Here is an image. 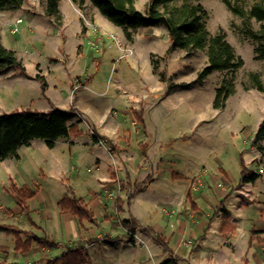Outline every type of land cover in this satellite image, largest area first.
Returning <instances> with one entry per match:
<instances>
[{
    "label": "rangeland",
    "instance_id": "rangeland-1",
    "mask_svg": "<svg viewBox=\"0 0 264 264\" xmlns=\"http://www.w3.org/2000/svg\"><path fill=\"white\" fill-rule=\"evenodd\" d=\"M230 1L235 3V0ZM255 1L240 0L238 4L248 9ZM61 2L63 9L69 8L65 13L72 21H65L58 8L56 13L46 15L45 0H24L19 8L0 10V41L7 48L10 43L12 47L8 49L15 52L25 68V73L15 67L0 71V113L28 107L43 110L53 98L58 103L53 107L73 110L68 124L77 123L85 136H90L89 131L99 135L88 115L76 107L77 101L81 96L94 104L107 101L115 111V117L109 120L111 126L112 121H117L115 141L112 143L99 135L109 150L92 140L95 146L88 147L90 153L102 156L106 162H179L163 163L178 171L185 170L187 162H193L196 174L212 179L213 175H222L215 162H223L232 185L241 175L239 162H243L248 176L253 172L262 176L256 184L257 202L261 206L264 202V139L253 144V137L264 116V93L253 87L250 74L257 73L264 84V60L254 58L256 43L241 33L242 19L222 0L193 1L206 12L207 30L211 33L223 31L244 61L233 73L216 70L198 81L197 74L207 59L205 50H196L184 57V52L173 46L161 23L140 25L130 30L131 38L127 39L121 27L115 28L105 21L106 18L100 19L98 9L89 0ZM148 3L149 0H136L135 7L144 12ZM18 18L21 21L16 23ZM251 22L253 28H259V22ZM13 26L17 31H13ZM77 27L80 32L76 35L74 28ZM20 34L22 38L16 44L13 40L10 42L11 36L16 39ZM96 36L99 37L96 44L91 45L88 41H94ZM133 38L136 50L132 46ZM117 41L132 52L123 54ZM160 75H163L162 80ZM230 78L234 82V93L228 97L224 108L214 109L215 89L224 79ZM42 82L45 87L41 86ZM86 82L88 86L84 87ZM139 110L147 118L148 132L134 116L133 112ZM58 140L55 148H48L44 140L33 139L29 145L20 146L14 156L0 161V224L14 226L22 240L28 236L23 226L26 219L19 216L22 212L11 196L7 200L12 182L31 186L40 180L39 169L44 166L48 169L47 184L52 183V189H64L67 193L72 186L76 194H81L105 171L94 168L89 172L87 169L94 167L93 160L78 159L76 155L87 151L83 141L76 144L70 137ZM144 144L147 146L143 147ZM72 146L74 150L71 151ZM145 151L148 155L144 158L141 152ZM165 154L170 156L168 160L161 159ZM49 162H66V166L61 167L66 173H59L54 167L50 169ZM71 164L77 168H71ZM20 170L25 173L21 174ZM134 177H139V173L134 172ZM204 180V184H208V179ZM171 182L169 172H164L156 187L169 190ZM118 188L122 187L118 185L115 194L108 192L113 200ZM149 193L153 197L149 199L144 196L146 192L142 193L132 210L143 222L154 216L153 206L157 215L163 211L162 204L157 205V189ZM240 200V195L232 196L227 201V209L237 214ZM109 213L114 217L113 208ZM119 215L126 219L128 209ZM14 243L11 232L0 230V261L5 264H53L59 258L51 253L39 257L37 253L15 252Z\"/></svg>",
    "mask_w": 264,
    "mask_h": 264
},
{
    "label": "crops",
    "instance_id": "crops-1",
    "mask_svg": "<svg viewBox=\"0 0 264 264\" xmlns=\"http://www.w3.org/2000/svg\"><path fill=\"white\" fill-rule=\"evenodd\" d=\"M62 6L59 0L57 8L62 12L63 19L72 21L65 13V10L69 8L63 9ZM99 17L104 21V16L99 14ZM105 21L108 22L106 19ZM79 28H74L76 35L80 32ZM6 34L10 35L7 32ZM21 38V34L16 39L11 36L10 42L13 40L16 44ZM135 42L133 38L132 46L134 45L136 50ZM10 47L12 46L9 43L8 48ZM85 86H88L87 82L84 83ZM46 95L51 97L47 93ZM84 100H87V97L81 96L77 101L78 110L88 115L99 135L113 143L117 121H112L111 126L109 120L115 117L114 108L106 104L107 101L94 104L92 101L84 102ZM48 102L42 108L43 110L31 109L47 111L53 105L58 106L53 98ZM146 123L147 118L143 114V129L148 132ZM69 137L76 144L79 143L77 141H83L86 144V153L76 156L80 160L84 158L93 160L91 164L94 167L87 166L90 168L89 172L94 168L96 170L103 168L105 171L97 176L94 182L92 181V185L88 184L89 186L87 185L81 194H76L72 186H69L71 192L67 193L64 189L59 190L56 187L52 189V183L47 184L48 169L44 166L39 169L41 178L37 183L31 186L27 183L22 184L35 190L34 197L28 201L29 218L23 214L19 215L20 217L23 215V219H26L23 225L28 232L26 238L46 237L55 243V246L50 248L38 246L33 242L28 255L37 253L39 257H43L51 253L60 257L67 248L82 247L87 256L84 264H160L168 259H173L175 264H264V202L263 206L258 205L256 187L257 181L262 176L253 182L240 183L239 175L238 181L232 185L223 162H215L222 175H213L214 179L205 174H196L197 169L193 167V162H187L183 171L171 170L172 166H163V163L179 162H106L101 158L102 156L89 152L88 147L94 145L89 135L85 136L82 132ZM144 146L146 147L147 144ZM72 149L74 150V146L70 150ZM147 155L146 151L144 155L141 153L144 158ZM169 158L170 156L165 154L161 159ZM62 165L66 166V162H49L50 169L54 167L59 173L65 174L66 170H62ZM71 168L77 167L71 164ZM204 169L200 168V170ZM19 172L25 173L24 170ZM134 172L139 173V177L135 178ZM164 172H169L172 181L169 190L156 187ZM148 175L152 177L151 181L146 183L143 189L135 191V185L141 184ZM60 178L64 179L61 176ZM206 178L208 184L205 185ZM15 184L18 186V183ZM118 185L122 188L118 189V195L113 200L108 192L113 194ZM153 188L157 189V196H159L157 205L161 203L163 211L161 215H157L156 208L153 206L151 213L154 216H151L149 221L143 222L133 215L132 210L138 196L142 193L146 192L144 196L149 199L153 197L149 193V190ZM132 193L134 194L130 199L129 194ZM7 195L5 196L9 200L11 195L9 193ZM64 195L82 198L93 213L92 219L79 221L68 212H60L58 202ZM238 195L241 196L236 209L238 213L233 214L227 209V201L232 196ZM111 208L115 211L114 217L109 213ZM125 209L129 212L126 219L133 218L138 223L133 230L137 234V239L131 236L129 228L122 226L119 222L124 220L119 214ZM156 237L161 238L163 245L156 240Z\"/></svg>",
    "mask_w": 264,
    "mask_h": 264
},
{
    "label": "trees",
    "instance_id": "trees-1",
    "mask_svg": "<svg viewBox=\"0 0 264 264\" xmlns=\"http://www.w3.org/2000/svg\"><path fill=\"white\" fill-rule=\"evenodd\" d=\"M59 0H45V13L52 15L57 12ZM98 12L104 16L112 25L121 27L127 39L131 38L130 30L140 25L151 23H161L172 41L173 46L184 52V57H189L196 50H205L206 63L197 74L200 81L208 76L212 71L225 70L235 72L244 64L243 59L238 56L233 46L226 40L223 31L219 30L211 33L205 26L204 19L206 12L200 4H195L197 0H149L146 10L140 11L135 7L136 0H89ZM227 8L242 19L240 31L256 43L254 47V58L264 60V0L255 1L248 9L230 0H222ZM24 0H0V10L16 9L23 4ZM252 20L259 22L258 29L253 28ZM11 67L19 69L25 73V68L12 49L5 47L0 41V71ZM155 70V66H154ZM38 78H40L38 76ZM163 79V75H160ZM250 79L253 87L264 93V84L257 73H251ZM42 87H45L42 82ZM233 79H224L215 89L212 107L222 109L226 100L234 93ZM134 116L142 123L143 111L133 112ZM73 114V110H64L52 107L47 111L25 108L15 109L9 112L0 113V161L14 156L20 146H27L33 139L44 140L48 148H53L56 141L63 137L75 136L82 133L77 123L68 124V118ZM264 139V116L259 123L253 137V144ZM145 147V146H143ZM143 155L145 152H141ZM241 165V175L239 182H253L260 176L259 172L246 175V167ZM151 176L135 185V191L143 189L146 183L150 182ZM12 199L19 207L22 214L29 218L28 201L34 197L35 190L28 185L17 186L10 184L8 189ZM129 194V198L133 197ZM60 212H68L79 221L83 219L91 220L93 213L88 204L75 196L64 195L58 202ZM120 224L129 231H133L138 224L133 218L119 221ZM0 230L11 232L14 237V251L27 254L31 244L34 242L38 246L54 247L55 243L46 237L31 236L22 240L18 235V230L12 225L0 224ZM156 240L163 245L161 238ZM87 256L82 247L74 249L67 248L66 251L53 264H84ZM0 264H5L0 261ZM160 264H175L173 259H168Z\"/></svg>",
    "mask_w": 264,
    "mask_h": 264
},
{
    "label": "built area",
    "instance_id": "built-area-1",
    "mask_svg": "<svg viewBox=\"0 0 264 264\" xmlns=\"http://www.w3.org/2000/svg\"><path fill=\"white\" fill-rule=\"evenodd\" d=\"M21 21V19H16V23H19ZM92 27H93V24H92ZM94 28V30H95V27H93ZM13 31L15 32V31H17V28L15 27V26H13ZM111 35V37L113 38V39H115V36L113 35V34H110ZM97 38L93 41V40H89L88 42L91 44V45H95L96 43L95 42H97V40H98V36H96ZM99 41H100V39H99ZM117 45H118V47H119V49L123 52V54H130L132 51H131V48H129V47H124L123 45H121V43H119L118 41H117ZM97 48H98V46H97ZM89 133H90V137L92 138V140L93 141H95V143H97V144H99V145H101V146H103L106 150H109V147L107 146V145H105V142H104V140L99 136V135H97L95 132H93V131H89ZM90 169H87V171H89ZM119 189V188H118ZM111 196V195H110ZM129 233L131 234V236L133 237V238H138L137 237V234L134 232V231H129Z\"/></svg>",
    "mask_w": 264,
    "mask_h": 264
}]
</instances>
